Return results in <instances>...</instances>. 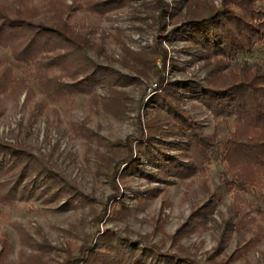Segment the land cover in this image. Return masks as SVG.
<instances>
[{"label": "rangeland", "instance_id": "374dc122", "mask_svg": "<svg viewBox=\"0 0 264 264\" xmlns=\"http://www.w3.org/2000/svg\"><path fill=\"white\" fill-rule=\"evenodd\" d=\"M85 1L0 0L8 10L29 9L46 20L58 16L91 43L86 56L93 63L130 79L112 86L117 94L100 87L92 98L46 93L41 85L45 79L33 65L15 62L0 46V84L6 78L13 84L0 87V142L24 150L74 193L67 207L60 196L0 204V246L5 245L7 259L12 264H106L92 257L112 253L100 239L111 235L201 264H264V181L241 189L222 184L224 163L218 159L184 178L150 177L137 167L112 174L124 146L139 135L138 125L152 116L143 101L159 84L206 82L234 65L201 59L187 41L172 36L175 24L168 16L159 26L156 11L145 0H126L104 13L87 9ZM197 2L219 5V0ZM156 45L164 62L154 56L151 65L143 53ZM240 60L264 69V49L256 47L236 58ZM182 107L203 134L226 135L229 125L201 103L184 99ZM225 119L231 122V117ZM137 163L156 170L141 157Z\"/></svg>", "mask_w": 264, "mask_h": 264}, {"label": "trees", "instance_id": "16d2710c", "mask_svg": "<svg viewBox=\"0 0 264 264\" xmlns=\"http://www.w3.org/2000/svg\"><path fill=\"white\" fill-rule=\"evenodd\" d=\"M124 1L86 0L85 7L104 13ZM172 1L173 4L164 0L145 3L156 11L160 27L164 16H168L175 24L170 29L172 36L187 41L201 59L223 65L232 63L234 68L206 82L188 79L159 84L155 93L143 101L146 110H153L152 116L138 125L139 135L132 145L125 144L112 174L129 173L137 167L150 177L184 178L202 170L210 160L218 159L224 163L222 184L231 183L238 189L243 184L258 186L264 181V69L244 60L237 62L236 58L251 54L256 47L264 49V0H219L218 6L202 5L197 0H181L184 4L180 5V0ZM38 16L29 9L8 10L0 3V46L9 51L15 62L33 65L40 79H45L41 85L46 93L51 90L92 98L99 87L117 94L113 85L130 83V79L123 80L93 63L86 56L91 43L64 20L58 16L52 20ZM143 55H148L151 65L154 56L164 62V52L157 45ZM47 70H57L58 74L49 76ZM61 77L70 81L64 82ZM10 82L6 78L0 87L13 85ZM184 99L197 101L213 117H221L220 122L229 125L226 135L221 138L215 133L203 134L183 109ZM225 117H231V122L227 123ZM139 157L152 165L155 172L141 167L137 163ZM32 196L47 201L60 196L66 207L74 199V193L54 172L24 150L0 142V204ZM108 237L100 239L112 253L99 252L97 257L92 255L93 259L107 261L106 264H201L189 257L132 246L126 240L119 242L111 235ZM0 264H12L3 244Z\"/></svg>", "mask_w": 264, "mask_h": 264}]
</instances>
